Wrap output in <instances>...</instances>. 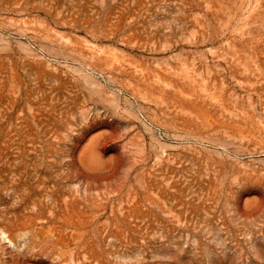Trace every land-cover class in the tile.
<instances>
[{"label": "rangeland", "instance_id": "obj_1", "mask_svg": "<svg viewBox=\"0 0 264 264\" xmlns=\"http://www.w3.org/2000/svg\"><path fill=\"white\" fill-rule=\"evenodd\" d=\"M0 264H264V0H0Z\"/></svg>", "mask_w": 264, "mask_h": 264}]
</instances>
